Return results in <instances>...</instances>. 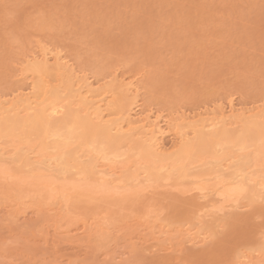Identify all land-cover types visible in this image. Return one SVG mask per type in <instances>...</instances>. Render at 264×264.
<instances>
[{
    "label": "bare ground",
    "instance_id": "1",
    "mask_svg": "<svg viewBox=\"0 0 264 264\" xmlns=\"http://www.w3.org/2000/svg\"><path fill=\"white\" fill-rule=\"evenodd\" d=\"M36 43L38 49L32 48L18 59L8 94L0 92V141L3 140L1 144L9 142L7 145H13L11 149H5L0 144V181L6 180L0 183L1 194L6 193L8 197L13 192L15 196L8 198L14 197L17 202L14 204L19 203V206L29 198L27 201L34 203L38 211L40 206L49 203L50 207L54 203L51 209L56 217L52 216L51 220L56 225L71 212L87 217L99 212L109 215L113 212V216L120 214L117 212L119 209L112 210L117 206L130 210L140 199L142 189L136 191L123 187L125 190H119L123 180L144 177L155 184L162 174H166L165 178H171L180 185L184 176L192 175L189 172L192 167L197 170L192 178L225 174L209 187L199 183L195 187L183 188L184 194L191 192L187 199L183 198L187 201L181 200L182 197L176 193L170 196L166 193L172 199L164 205L167 209L166 224L183 223L165 229L160 222V228L165 229H160L164 234L160 240L169 244L168 248L174 247L178 251L183 246L196 247L199 244L200 250L184 252L192 264H225L226 260H233L230 264L237 261L238 264L264 262V239L254 240L252 228L243 229L241 234L238 232L240 235L236 238L231 234L233 237L228 240L230 232L237 234L240 219H250L249 215L242 214L243 211V216L237 213V201L241 195L247 198V204L255 207H252V215H261L260 204L254 206V203L264 196L263 105L246 108L234 103L233 98H227L201 111L185 113L181 110V113L176 111L164 115L151 104L145 105L140 101L148 89L143 85L146 81L141 84L138 77H126L114 70L113 74L110 72V79L101 84V79L73 66V62L70 60V63L59 49L44 42ZM166 138L171 140L169 145H166ZM217 145L220 146V154L211 153V149L216 148L213 146ZM126 151H132L133 168L126 167L120 160ZM84 157L86 160L82 159ZM8 160L13 163L11 166ZM148 186L151 185L145 187ZM193 189H197L195 194H192ZM155 200L159 201V198ZM193 206H197L196 213L192 211L195 215L191 213ZM153 218L146 222L154 227L158 222ZM225 220L230 222V232L226 231L229 238L223 235L220 241L208 243L207 238L216 233L217 227L223 226ZM85 225L84 229L88 224ZM88 226L89 233H93L87 232L88 238L96 233L106 235L102 231L107 229L99 221ZM256 251V261L252 262L251 257Z\"/></svg>",
    "mask_w": 264,
    "mask_h": 264
},
{
    "label": "rangeland",
    "instance_id": "2",
    "mask_svg": "<svg viewBox=\"0 0 264 264\" xmlns=\"http://www.w3.org/2000/svg\"><path fill=\"white\" fill-rule=\"evenodd\" d=\"M5 4L21 7L6 10ZM260 5L261 0H0V92H8L18 59L22 54L35 50L38 41L59 49L70 63L73 62V66L101 79V84L110 79L114 70L126 77H138L141 84L146 81L143 85L148 89L140 101L145 105L151 104L164 115L176 111L181 113V110L197 112L227 98H233L234 103L243 107L264 106V11ZM188 15L189 18L186 17ZM18 39L23 41L22 47L17 45ZM166 139V145H169L171 140ZM7 144L1 145L5 149L13 147ZM213 147L216 148L211 149V153L220 152V146ZM132 159V151H126L120 160L126 167H132ZM192 168L189 172L193 175L197 170ZM192 175L184 176L180 185L171 178H165L166 174H162V179L155 184L144 177L130 182L123 180L119 190L142 189L139 201L136 200L130 210L117 206L112 210L119 209L118 216L115 212L114 216L111 213L113 217L99 212L95 216L87 215L90 218L71 212L56 225L51 220L56 217L51 209L54 203L50 207L49 203L43 205L45 209L40 206V212L34 203L27 201L29 198L24 199V205L20 203L21 207L19 203L15 207V198H8L14 195L13 192L8 197L6 193V196L0 193V264H128L129 261L137 264H192L185 253L196 251L199 244L197 248L187 245L178 251L174 247L168 248L169 244L160 240L164 236L162 229L183 223L166 224L167 209L164 205L172 200L167 194L176 193L182 197L181 200L187 199L191 192L184 194L183 188L200 184L209 187L225 174H219V177L218 173L206 174L201 178H192ZM147 184L151 186L145 187ZM193 190L192 194H195L197 189ZM241 196L236 202V210H239L236 212L241 214L243 211L242 214L249 215L250 219L244 218L248 223L240 219L241 222L235 226L236 229L239 227L237 234L227 229L231 238L228 239L226 231L224 238L228 236L227 239L231 240V234L236 238L240 232L252 228V232L255 231L253 239L261 241L260 215H252L255 207L247 204V198ZM157 197L158 202L155 200ZM258 202L254 206H259L260 200ZM194 207L192 210L189 208L191 213H196L197 206L196 209ZM145 216L149 220L157 218L156 226L162 222L164 228L158 225V231L156 226H150ZM205 218L209 219V216ZM94 221H99L107 229L102 231L107 236L105 233V236L96 233L97 238L96 235H89L92 238L86 236L90 230L88 225H93ZM85 224H88V231L84 229ZM222 227H217V232ZM152 231L159 234L153 235ZM222 237L207 242L212 244ZM257 253L251 257L252 262L256 261Z\"/></svg>",
    "mask_w": 264,
    "mask_h": 264
},
{
    "label": "snow or ice",
    "instance_id": "3",
    "mask_svg": "<svg viewBox=\"0 0 264 264\" xmlns=\"http://www.w3.org/2000/svg\"><path fill=\"white\" fill-rule=\"evenodd\" d=\"M19 7H21V6L20 5H9V4H5L4 5V8L6 10L7 9H18ZM260 7H261L262 11H264V0H261ZM16 43H17L18 46H21V47L23 45V41L19 40V39L16 41ZM260 206H261L260 222H261V225H262L261 237H262V239H264V196H262L260 198ZM229 226H230V222L228 220H225L223 227L217 233H214L210 237L207 238L208 242L215 241L220 236H222L223 233L225 231H227ZM128 264H137V262L136 261H129Z\"/></svg>",
    "mask_w": 264,
    "mask_h": 264
}]
</instances>
